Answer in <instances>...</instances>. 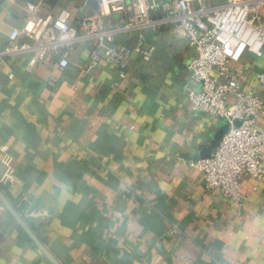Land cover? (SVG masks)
Listing matches in <instances>:
<instances>
[{
    "label": "crops",
    "instance_id": "obj_1",
    "mask_svg": "<svg viewBox=\"0 0 264 264\" xmlns=\"http://www.w3.org/2000/svg\"><path fill=\"white\" fill-rule=\"evenodd\" d=\"M26 2L0 0V43L21 29ZM63 7L79 26L98 0H55L51 11ZM147 40L154 55L147 63L132 55L124 79L104 60L82 72L84 42L64 70L27 72L26 55L8 59L13 79L0 67L2 192L61 264H264V180L257 191L242 180L239 214L182 163L201 158L221 120L191 111L193 48L167 30ZM234 67L245 73L244 91L264 99V53ZM0 264H50L1 203Z\"/></svg>",
    "mask_w": 264,
    "mask_h": 264
},
{
    "label": "built area",
    "instance_id": "obj_2",
    "mask_svg": "<svg viewBox=\"0 0 264 264\" xmlns=\"http://www.w3.org/2000/svg\"><path fill=\"white\" fill-rule=\"evenodd\" d=\"M49 1H27L21 29L0 43V67L7 70V78H14L10 57L26 55L27 72L37 66L64 70L73 47L84 42L89 62L82 72L92 73L104 60L116 65L118 78L124 79L132 55L144 63L154 55L149 33L167 30L183 39L195 51L185 67L195 84L186 90L191 111L226 119L229 129L208 157L182 163L199 171L205 190L228 197L240 214L248 200L242 180H252L253 191L264 180V127L257 124L264 117V99L244 91L245 73L234 65L245 55L263 56L264 0H98L97 12L83 17L79 26L65 7L52 13ZM20 34L31 42L20 40ZM121 35L134 39L116 45ZM257 77L264 82L263 72Z\"/></svg>",
    "mask_w": 264,
    "mask_h": 264
},
{
    "label": "water",
    "instance_id": "obj_3",
    "mask_svg": "<svg viewBox=\"0 0 264 264\" xmlns=\"http://www.w3.org/2000/svg\"><path fill=\"white\" fill-rule=\"evenodd\" d=\"M30 2H34V0H27ZM50 5H54L55 0H50ZM220 124L210 140V143L207 145L205 149V153L201 155V158L208 157L212 150L217 147L221 137L227 132L229 129V123L226 119H220ZM234 125L239 124V120L233 121ZM0 203L6 210V212L11 216L15 224L21 229V231L26 235V237L30 240V242L35 246V248L39 251V253L50 263V264H61L58 259L52 254V252L42 243L39 237L32 231L28 223L23 219V217L17 212L15 207L10 203L8 198L2 192L0 188Z\"/></svg>",
    "mask_w": 264,
    "mask_h": 264
}]
</instances>
